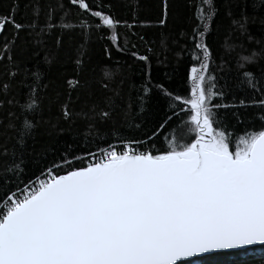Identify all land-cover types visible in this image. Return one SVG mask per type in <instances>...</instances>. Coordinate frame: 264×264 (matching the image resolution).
<instances>
[{
  "label": "trees",
  "instance_id": "obj_1",
  "mask_svg": "<svg viewBox=\"0 0 264 264\" xmlns=\"http://www.w3.org/2000/svg\"><path fill=\"white\" fill-rule=\"evenodd\" d=\"M84 2L88 10L73 0H0V18L22 26L0 31V210L47 171L86 168L106 149L190 146L199 134L183 100L190 69L205 62L213 129L229 150L264 131V0ZM193 260L264 264V245Z\"/></svg>",
  "mask_w": 264,
  "mask_h": 264
},
{
  "label": "snow or ice",
  "instance_id": "obj_2",
  "mask_svg": "<svg viewBox=\"0 0 264 264\" xmlns=\"http://www.w3.org/2000/svg\"><path fill=\"white\" fill-rule=\"evenodd\" d=\"M7 23L22 27L5 17L0 31ZM206 69L192 68L183 100L194 113V143L161 155L111 150L106 162L41 181L23 199L7 196L0 264H195L202 254L264 245V131L229 150L213 129Z\"/></svg>",
  "mask_w": 264,
  "mask_h": 264
},
{
  "label": "built area",
  "instance_id": "obj_3",
  "mask_svg": "<svg viewBox=\"0 0 264 264\" xmlns=\"http://www.w3.org/2000/svg\"><path fill=\"white\" fill-rule=\"evenodd\" d=\"M131 147V149L135 150L136 152H138V150L133 147L130 144H126L125 147L122 150H117L114 148L111 149H106L103 152L97 153L93 156L90 157L89 163L94 165L96 163L102 162V161H106L107 159V153L111 150H116L117 152L120 151H124V150H128V148ZM53 176H55L51 171H47L46 173H44L42 176L37 177L35 180H33L32 182H30L29 184H27L26 186H23L20 190H18L15 194L11 195L13 199H23V197L25 195H28L30 191L34 190L36 187H38L39 183L41 181H45L47 182L48 180H50ZM10 202L7 201L3 207L2 210H0V212L6 211L7 210V205Z\"/></svg>",
  "mask_w": 264,
  "mask_h": 264
},
{
  "label": "water",
  "instance_id": "obj_4",
  "mask_svg": "<svg viewBox=\"0 0 264 264\" xmlns=\"http://www.w3.org/2000/svg\"><path fill=\"white\" fill-rule=\"evenodd\" d=\"M193 68V67H192ZM192 68L190 69V73H189V77L191 78V70H192ZM106 162V161H105ZM80 169H84V168H80ZM80 169H77V170H80ZM74 171V170H73ZM71 172V171H70ZM69 173V172H68ZM68 173H66V174H68ZM62 175H65V174H62ZM59 176H61V175H59ZM59 176H56V177H59ZM259 245H261V244H256V245H248V246H244V247H241V248H237V249H227V250H218V251H215V252H226V251H236V250H244V249H246V248H252V247H256V246H259ZM212 253H214V252H212ZM208 254H211V253H207V254H202L201 256H205V255H208ZM201 256H199V257H201ZM196 258H198V257H196ZM192 259H194V258H192ZM183 261H181V262H178V263H182Z\"/></svg>",
  "mask_w": 264,
  "mask_h": 264
},
{
  "label": "rangeland",
  "instance_id": "obj_5",
  "mask_svg": "<svg viewBox=\"0 0 264 264\" xmlns=\"http://www.w3.org/2000/svg\"><path fill=\"white\" fill-rule=\"evenodd\" d=\"M54 173V172H53ZM195 261V260H194ZM195 263H197V261H195ZM186 264V263H185Z\"/></svg>",
  "mask_w": 264,
  "mask_h": 264
}]
</instances>
